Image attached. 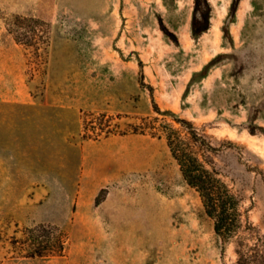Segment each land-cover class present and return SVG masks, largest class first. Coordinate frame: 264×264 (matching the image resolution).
I'll return each mask as SVG.
<instances>
[{
	"label": "rangeland",
	"instance_id": "rangeland-1",
	"mask_svg": "<svg viewBox=\"0 0 264 264\" xmlns=\"http://www.w3.org/2000/svg\"><path fill=\"white\" fill-rule=\"evenodd\" d=\"M155 117L221 146L264 234V0H0V264H232L165 138L133 132ZM38 224L62 256H28Z\"/></svg>",
	"mask_w": 264,
	"mask_h": 264
},
{
	"label": "trees",
	"instance_id": "trees-1",
	"mask_svg": "<svg viewBox=\"0 0 264 264\" xmlns=\"http://www.w3.org/2000/svg\"><path fill=\"white\" fill-rule=\"evenodd\" d=\"M18 22L17 26L23 23L21 19ZM30 22L36 23L39 20L30 19ZM13 37L17 43L28 44L25 41L27 39L18 32L13 33ZM155 111L162 115L169 113L161 112L158 107H155ZM86 119L90 127L85 133L97 130L106 136L114 133L110 129L112 116L89 113ZM174 120L179 127L167 121L160 122L155 117L146 120L147 125H135L133 132L149 131L152 136L165 138L185 183L199 194L206 215L213 220L214 231L223 245V251L228 244L234 245L236 259L232 264H264V234L241 210V198L233 192L215 166L214 157L221 151V146L215 144L191 121L177 117ZM96 203H99V197ZM27 230L24 244L27 245L29 257L63 255L69 236L60 226L38 224Z\"/></svg>",
	"mask_w": 264,
	"mask_h": 264
},
{
	"label": "crops",
	"instance_id": "crops-1",
	"mask_svg": "<svg viewBox=\"0 0 264 264\" xmlns=\"http://www.w3.org/2000/svg\"><path fill=\"white\" fill-rule=\"evenodd\" d=\"M93 186H94L95 188H98V187L103 186V183H97V182H95V183H93Z\"/></svg>",
	"mask_w": 264,
	"mask_h": 264
}]
</instances>
